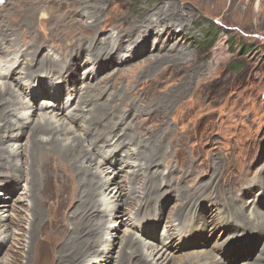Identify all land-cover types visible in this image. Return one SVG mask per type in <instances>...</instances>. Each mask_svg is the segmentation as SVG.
I'll return each instance as SVG.
<instances>
[{
	"label": "rangeland",
	"instance_id": "obj_1",
	"mask_svg": "<svg viewBox=\"0 0 264 264\" xmlns=\"http://www.w3.org/2000/svg\"><path fill=\"white\" fill-rule=\"evenodd\" d=\"M163 5L172 7L175 14L170 19L166 17V24L151 34L137 29L130 41L119 48L118 40H122L125 30L135 25L146 27L142 24L146 15H153ZM124 17L128 20L124 21ZM176 17L185 19L180 24L174 21ZM208 25L218 36L212 49H203L199 42ZM0 30L9 36L0 42V73L6 76L0 78V89L11 88L29 116L26 124L32 125L42 115L69 130L62 139L102 135L99 146L86 142L85 150L94 154V172H102L107 180L103 183H108L100 191L99 200L110 198V189L116 192L122 188V200L117 202L122 207L114 214L118 219L111 216L109 206L100 207L105 226L119 227L117 242L130 234L143 240L142 245L147 243L148 248L155 246L169 252L172 264L181 258L185 262L187 256H191L190 261L202 252H222L226 261L231 260L226 264L252 263L264 250V233L261 236L251 232L234 241L237 224L221 221L227 203L231 207L244 203L249 213L260 210L264 214V0H0ZM109 35L111 39H107ZM83 38L86 42L92 40L97 48L107 42L113 52L89 58L87 48L83 49L85 44L80 43L85 42ZM72 49L76 51L69 54ZM35 51L59 67L67 66L69 61H74V66L54 73L36 71L30 79L25 78L20 73L26 66H33ZM23 52L26 54L21 64L9 68ZM93 107L101 109L98 118L91 112ZM18 111L19 106L10 110L12 123ZM90 116L97 121L88 134ZM120 124L126 137L109 138L110 133L116 135ZM101 130L108 131L103 134ZM5 134L8 135L0 131L1 138ZM134 135L136 148L127 145ZM120 140L124 144L114 150ZM156 143H161V149L155 151L153 165L132 155V150L142 148L140 151L145 152ZM5 147L17 152L16 166L27 175L30 159L26 136L5 142ZM139 165L144 167L139 170ZM154 173L156 183L163 186L161 193L178 188L194 196L188 202L190 208L184 211L181 226L172 221L178 204L175 190L169 196L151 199L155 216L135 217L140 202H144L147 175ZM27 178L30 179L27 176L20 180L16 189L10 184L15 202L0 191L1 202H9L0 207V243L6 236H24L6 254L5 249H0L2 264L26 263V232L31 220ZM0 181L8 184L4 177ZM39 188L42 189L40 184ZM202 188H206L205 196ZM125 201H133L135 206ZM195 206L198 207L193 209ZM213 208L215 214L206 218ZM192 217L198 230L205 229L204 233L191 234ZM203 218L209 220V225L202 222ZM21 219L23 223L17 225ZM111 235L112 232H102L100 242ZM230 238L233 241L228 244ZM103 248L84 264H94V258H98V264H105L100 262L106 256ZM19 251L20 259L16 256ZM115 262L116 253L112 264Z\"/></svg>",
	"mask_w": 264,
	"mask_h": 264
},
{
	"label": "bare ground",
	"instance_id": "obj_2",
	"mask_svg": "<svg viewBox=\"0 0 264 264\" xmlns=\"http://www.w3.org/2000/svg\"><path fill=\"white\" fill-rule=\"evenodd\" d=\"M171 8L165 5H163L162 7L159 6L155 10L156 13H153V15H146L144 22L141 23L146 24L145 26L148 28L144 27V25H135L133 29L125 30L123 32L124 37L122 38V40H118V42L120 43L119 48L123 47V42L130 41L129 38L133 37L137 29H144L145 31H148V34L157 31V28H159V26L166 24L165 22L167 18L170 19L172 18V15H175L172 12L173 10H171ZM184 19L185 17H176L174 21L181 24V21ZM126 20H128V18L124 17V21ZM168 27H170V25L167 26V28ZM128 29H130V27ZM3 31L0 32V42L2 40H7V38L9 39V36L6 34V32L3 33ZM88 31L90 30L88 29ZM111 38L112 36L109 35L107 39ZM83 39L85 42L80 41V43L85 44L83 46V49L87 48L86 52L87 55H89V58L94 55H98L100 57L105 52H113V48H109V43L106 42V39V44L100 48H97L95 44L92 45V40L90 42H86L85 38ZM9 41L11 42V40ZM73 51L75 52L76 50H69V54H72ZM24 54L26 53L23 52L21 54L17 62H12L9 68L15 67L17 64H21L20 61L22 60ZM38 54L39 53L37 51L33 53V60L31 61V64H33V66H26V68L23 69L24 73H20L25 78L30 79L36 73V71H46L54 73L56 71H63L64 69L69 68L70 65L74 66V61H69V63L67 62L68 64H66L67 66L59 67V65H57L53 60L51 61V59L45 54L41 57L38 56ZM179 54L180 53H178V56ZM36 55L38 56V61L37 59H34ZM34 66H37V68L35 69ZM6 68H8V65H6ZM13 73L14 71H12L10 75H13ZM3 76L6 78L5 74L0 73V78H2ZM10 89H0V131L2 132L4 130L6 133H8V135L5 134L7 136V140L3 139L5 135L2 138L0 136V178L4 177V179L8 181V184H3L0 181V191L9 194L10 202H13L14 200H12V193L10 191L12 190L11 186L15 188L20 180H23V178L25 179L27 176L30 177V179H26V191L30 193L29 197L31 200V220L29 222V229L26 232V234L28 235L27 239L29 246L27 245L28 249L24 257L26 260L25 264H84L88 258L99 254V249L101 247H104L103 250L105 251L104 254L106 256L104 261L100 262H104L105 264H112L114 253H116V264H172V257L169 255V252L168 254H166L165 251H162V249H158V247L155 246H151L148 248L146 247L147 243L146 246L142 245L143 240L139 241L133 238L130 234L127 236L124 235L123 237L119 238V241L117 242L119 227L113 228L110 226H105L106 221L104 215L100 214V207H102V205H104L105 207L109 206V212H112L111 216L118 219L119 216H114V214H117L122 207V204L119 205L117 204V202L118 200L119 202H121V197L123 195L122 188L118 187V190L116 192H114L113 189H110L111 191L107 189L109 191L107 197L110 196V198L103 201L101 199L99 200V197L101 198L102 196V194H100V191L103 190L104 186H107L108 183H103V180L105 181L106 177H102V172H98V170L96 172V169L94 172L93 168L91 167V163H96V159H94L95 157H92V155L94 154L86 152L85 143L89 142L92 146L97 147L99 146L98 142L101 141L99 139L102 135L93 139H85L78 136L70 138L63 137L65 139H62L63 133H68L69 130L65 129L62 124H57L58 122H52L50 121L49 117H43L42 115H38L39 120L41 121L38 120L32 125H30L29 123L26 124V122L29 121V116L26 117V112H23L25 108H22L23 106L20 104V102L14 98L13 92H11ZM86 96L88 97V95ZM17 106H19V111L17 112V114H15L16 121L12 123L10 120V110ZM99 110L101 109H98V107H93V109H91V112L96 113L95 118L99 117ZM58 111L60 110L58 109ZM95 118H92V116H90L88 119V134L92 126H94L93 124L97 121ZM23 121L25 122V124ZM117 125V122L116 124L114 123V126ZM120 127L121 124L119 125L118 130L115 132V136H113L114 132L113 134H108L109 138L112 137V139H114L117 137L119 139V136H121L123 139V137H126L125 133H122L124 131V128ZM107 131L108 130L102 132L104 134ZM13 132H16V134L13 135ZM67 133L65 135H67ZM25 136L27 142L29 143L28 152L30 159V165L29 162H27V166H30L28 167L29 169L27 175L23 172V170L16 166L17 152L13 149L10 150L12 146L10 148L5 147V142L9 140H19L20 138ZM135 137L136 135L130 136L131 141L129 142L131 143L127 142V145L132 144V147L136 148V146H133ZM105 141L107 142V140ZM106 142L102 143L103 147L106 146ZM124 142L125 141L121 140L118 141L114 150L118 149L120 145L122 146ZM160 144L156 143L151 146L148 145L149 148L145 152L140 151L142 148L138 150L136 149L135 152L132 150V155L134 154L136 157L144 158L143 160L146 162V164L148 163L151 166L155 163V160L157 158L155 156V151L159 148L161 149ZM26 158L28 157L26 156ZM104 161L105 159L103 160V162ZM99 163L101 162L99 161ZM99 165L101 166L102 164ZM137 167L140 170L144 166L139 165ZM155 173L151 176L147 175V187H144L145 189H143L144 192L142 195V198L144 197V202H140V207L138 209V212L135 214V217H137L139 214H143L146 216L148 215L147 217L155 216L153 214L155 210L151 207V199H161L166 194L168 196L171 195V190H175L177 192L175 200L178 201V204H176V211L174 210L175 213L172 217V221H178V226H181L183 224L181 222L183 220L182 216L184 214V211L187 210V208H190L191 203L189 205L188 202H191L194 199V196L191 195L189 197L182 189L178 188H169L170 190L165 189L164 192L161 193L160 189L163 186L160 183H156L157 173ZM39 184L42 186V189L39 188ZM205 190L206 188L201 189V191L204 193L203 196H205L206 194ZM196 193L197 192H195V194ZM242 194L243 196H245L244 192H242ZM7 203L9 202H1L0 200V207H6ZM126 203H129V206H135L133 201H125V204ZM251 204H254V202ZM253 206L256 211L259 210L257 205ZM197 207L198 206H195L193 209H196ZM246 207L247 205L245 206L244 203L240 204V206L236 204L232 207L227 203V205L224 206L225 210L223 212V215L221 216L222 223L227 224L229 222H232L237 224V228L232 235V239H234V241L238 240L239 236L250 234L251 232H258L261 236L264 233V214L261 213L260 210L258 213H249V210ZM210 211L205 215L206 218H208L210 214H215L214 208ZM189 222L192 235H194L195 232L198 234H202L205 232L204 228L198 230V225L196 224V220L194 217H192ZM202 222L206 224V226L209 225V220H206L205 218H203ZM21 223H23L22 219L19 222L17 220V225H21ZM20 228L21 233H24L23 227L20 226ZM102 232H105L106 235H110L112 232V235L109 239H105V241L100 242V235L102 234ZM23 237L19 235L18 239H14L13 235H10L9 237L6 236L7 239H3L4 241L0 243V249H5L4 253L6 254L9 249L12 248L11 245H13V243L19 244ZM232 239L230 238V241H228L227 243H231L233 241ZM117 244L118 249L117 251H115V248H117ZM41 253H43V258L41 256ZM202 253L203 254L200 255L192 254L193 256H195L190 261L189 259L191 258V256L184 257L186 258L185 262L184 260L182 261L181 258L180 260H177L179 261L177 262V264H226L231 261H226L224 259L225 255H223L222 252H215L211 254H205V252ZM16 256L20 259L21 251L17 252ZM254 258L255 260L253 259L254 261L252 263H249L245 260L246 262H242V264H264V250ZM96 259L94 258V264L99 263V261H97ZM0 264H2V262Z\"/></svg>",
	"mask_w": 264,
	"mask_h": 264
},
{
	"label": "trees",
	"instance_id": "obj_3",
	"mask_svg": "<svg viewBox=\"0 0 264 264\" xmlns=\"http://www.w3.org/2000/svg\"><path fill=\"white\" fill-rule=\"evenodd\" d=\"M217 36L218 32L216 33V31L213 30V27L208 25V27L205 29L203 40L199 42V46L203 49H212Z\"/></svg>",
	"mask_w": 264,
	"mask_h": 264
}]
</instances>
